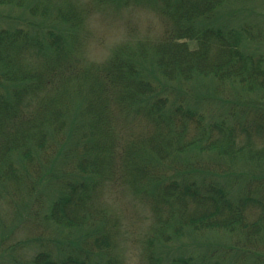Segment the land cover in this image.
<instances>
[{"label": "trees", "instance_id": "16d2710c", "mask_svg": "<svg viewBox=\"0 0 264 264\" xmlns=\"http://www.w3.org/2000/svg\"><path fill=\"white\" fill-rule=\"evenodd\" d=\"M136 6L158 31L133 25L88 58L93 10ZM248 14L0 0V264H127L133 237L138 264H264V56ZM109 197L145 226L124 240Z\"/></svg>", "mask_w": 264, "mask_h": 264}, {"label": "rangeland", "instance_id": "374dc122", "mask_svg": "<svg viewBox=\"0 0 264 264\" xmlns=\"http://www.w3.org/2000/svg\"><path fill=\"white\" fill-rule=\"evenodd\" d=\"M231 2L232 4L243 8L244 11L247 10L249 12L248 15H251L247 19L253 20L251 21L252 25H255L256 30L261 35L258 48L264 56V0H231ZM106 10L108 11L101 14L94 9L88 22L89 29L92 31V40H89L87 43L86 54L90 59L100 60L106 57L109 53L110 47L123 39V34L125 35L126 31L131 29L133 25L135 26L134 28L138 29L141 33H145L149 29H155L158 31V22L156 23L155 19L151 17L146 8L136 6L133 12L120 11L117 13L111 11L110 8ZM2 13H6V9H4ZM245 14L247 15L246 12ZM109 19L114 20L109 22ZM1 20L0 27H4L5 23L2 17ZM109 198L110 201L116 203L119 202L121 205L123 213L122 225L124 230V232L122 231V235H124V240L127 233H131L134 230L139 232L145 226L147 223L145 220L147 213L145 210L143 212L140 206L134 211L132 204L127 202L122 203V197L120 200L113 197ZM122 245L123 247L121 248V251L127 258V264H138L137 245L139 244L134 237L127 238L126 242H123Z\"/></svg>", "mask_w": 264, "mask_h": 264}]
</instances>
